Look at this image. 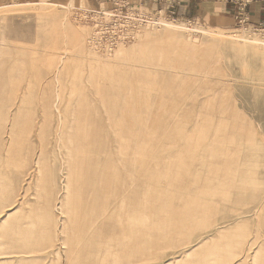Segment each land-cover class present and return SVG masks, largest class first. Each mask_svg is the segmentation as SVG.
<instances>
[{
	"label": "rangeland",
	"instance_id": "obj_1",
	"mask_svg": "<svg viewBox=\"0 0 264 264\" xmlns=\"http://www.w3.org/2000/svg\"><path fill=\"white\" fill-rule=\"evenodd\" d=\"M1 3L0 240L5 220L43 207L54 246L0 264H112L101 239L80 262V248L70 255L66 244L78 230L66 204L80 199L79 218H92L102 213L100 200L107 209L114 185L118 214L107 225L115 230L116 264H264V29L199 23L211 35L244 33L263 44L244 47L168 35L157 23L138 27L129 44L109 53L89 47L90 29L76 19L86 9L79 0ZM108 58L112 65L103 66ZM69 142L104 166H86L87 192L73 179V199L63 193Z\"/></svg>",
	"mask_w": 264,
	"mask_h": 264
},
{
	"label": "bare ground",
	"instance_id": "obj_2",
	"mask_svg": "<svg viewBox=\"0 0 264 264\" xmlns=\"http://www.w3.org/2000/svg\"><path fill=\"white\" fill-rule=\"evenodd\" d=\"M63 8L68 9V7H63ZM193 24L190 25L189 22H187V23L186 22H179L176 20H172V21H161V20H159V25L165 31H167L168 35L169 34L172 35V33H178L181 35L186 34L189 37L197 38V40L209 41V42H213V43H218L221 41H224V43H232V44L242 43L241 46H244V47L247 46V44L250 46H261V45H263L262 43L259 42V40L256 38V36H253L252 39H251V37H249L250 38L249 39L248 36L245 35L244 33H242L241 35L231 34L229 36L227 34H222V33H215V34L211 35L207 32V30L201 29L198 26L199 24H197V23H193ZM87 32H89V31H87ZM146 35H144V36H146ZM157 35L159 36V34H157ZM164 35L165 34H163L162 38H165ZM168 35L166 36V39H168L167 38ZM253 35H255V34H253ZM76 43L79 46V48L83 49L84 46H83L82 41L76 42ZM129 43L130 42H128V44ZM121 48H119V47L116 48L115 52ZM84 49H85V47H84ZM125 52H126V50L121 51L119 54L115 53V56H113L114 58L112 61H114L116 58H118V55L121 56L120 54H124ZM110 60L111 59H109V58L106 59V62L104 63V61H103L104 64H102V65L108 66V67L111 66L112 61L110 62ZM99 63H100V61L98 59V64ZM81 132L83 134L85 133L82 130H81ZM59 135H60L59 138L65 136L64 134H59ZM84 137L85 136L81 137V139ZM96 138H98V137H96ZM71 144H72V147L70 146V142H69V144L68 143L63 144L64 149L72 148V151H73V153H72L73 154L72 155L73 162L71 163V161H69L68 157L65 159L67 171H66V175H65V181H64L65 183L63 182V185H64L63 193L66 196L69 195L70 190L73 186V179H80L81 185L79 186V188H80L79 191L81 190V192H87V190H85L84 186H87V184L90 185L92 182V178H91V174L88 173L86 166H92L93 168H96V165L98 164L99 169L104 168V166H102V164L98 162L97 156H95V153L89 151V149L84 148V147L80 151L79 144H75V143H71ZM93 144H94V151L97 154L100 152H103V147L99 146L98 148H95L96 144H95L94 139H93ZM102 145H104V144H102ZM91 147H93L92 143H91ZM93 179H100V175L93 174ZM94 182L99 183V181L98 182L94 181ZM102 186H103V183H102ZM118 188H119L118 185H114L110 188V191H108V193L104 197V200L109 201V203H110L109 206L107 207L106 210H104L105 209V202H102L100 200L99 208L101 209L102 213H99L98 215L93 216L92 218H89V217H85V218L80 217L79 218L80 214L77 213V209H80V205H81L80 199H79L80 205H79V201H76V200H70L66 204V206L67 207L69 206V209H70L69 223L72 224L73 230H78L76 232V234L73 235L72 241L70 243L68 242V245L66 244V246L71 247V249L69 250V253L71 256L73 255L75 250H78L80 248L76 262H80L83 259L84 250H88V248L95 247L98 240L101 239L104 241L103 243L106 242L107 244L102 248V243H100L101 245L98 247L99 250L104 249L103 251H105L104 256L106 259H109L108 256H110V254L113 253V257H111V256L110 257L113 259L112 264H116V261L114 258L116 257V255H118V253L113 251V249L115 250V248H116V247H114L115 246L114 242L116 241V237L114 234L115 230L111 229L110 225H107V220L110 221L111 219H114L117 217L118 205H115V206H113V205L119 204L120 193H119ZM71 194L69 195L70 198H72ZM107 210H108L107 214L104 217H102L104 211L106 212ZM57 212H59L63 216L66 214V212L62 209V206L57 208ZM48 213L49 212L43 207L39 208V210H37V211H34V207H32L31 212L26 214L24 217H22L18 221H13V219H11V218H9L8 220H5L6 225H7V228L5 230H6L7 234L5 236H2V238L0 240V259H3L5 257H9V256L24 255V254L25 255H29V254L35 255L36 253H39V252L44 251L46 249L53 248L54 245L53 246L49 245V241H50L51 235H52V220H51V217L48 215ZM99 220L104 222L103 223L104 229H103V232H101V233L99 231L94 232ZM85 227H87V228L85 229ZM106 227H107V229H106ZM107 230H109L108 233H107ZM8 235H9V237H6ZM106 236H107V238H106ZM88 239H92L95 243L93 245L90 243L85 244V242ZM87 257H90V253L87 254ZM71 259L72 258H69V260H71ZM26 260L27 259L17 258V259H15V262L17 264H22ZM35 260H37V257H33L32 259H30V261H35ZM12 261H13V259H10L8 261V263H10ZM201 264H203V263H201Z\"/></svg>",
	"mask_w": 264,
	"mask_h": 264
},
{
	"label": "crops",
	"instance_id": "obj_3",
	"mask_svg": "<svg viewBox=\"0 0 264 264\" xmlns=\"http://www.w3.org/2000/svg\"><path fill=\"white\" fill-rule=\"evenodd\" d=\"M0 1L2 5L20 6L29 3L36 5L50 2L69 4L72 0ZM79 1L86 9L98 10L107 7V3L104 0ZM133 4L151 13H164L185 20L182 22L201 23L208 28H233L239 26V19H241L245 21L244 26L264 29V0H252L242 12L239 11L235 3L229 0H133Z\"/></svg>",
	"mask_w": 264,
	"mask_h": 264
},
{
	"label": "built area",
	"instance_id": "obj_4",
	"mask_svg": "<svg viewBox=\"0 0 264 264\" xmlns=\"http://www.w3.org/2000/svg\"><path fill=\"white\" fill-rule=\"evenodd\" d=\"M107 7L98 10H79L76 19L90 29L88 45L100 52H113L116 48L128 44L138 27L159 24L155 16L159 13L143 11L135 6L133 0H104ZM242 12L252 0H229ZM109 6V7H108ZM245 21L239 19V26Z\"/></svg>",
	"mask_w": 264,
	"mask_h": 264
}]
</instances>
